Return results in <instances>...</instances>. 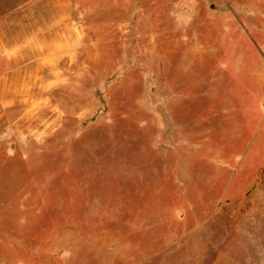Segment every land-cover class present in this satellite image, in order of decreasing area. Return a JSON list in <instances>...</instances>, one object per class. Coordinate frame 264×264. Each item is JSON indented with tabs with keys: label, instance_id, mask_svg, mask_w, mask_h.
<instances>
[{
	"label": "rangeland",
	"instance_id": "obj_1",
	"mask_svg": "<svg viewBox=\"0 0 264 264\" xmlns=\"http://www.w3.org/2000/svg\"><path fill=\"white\" fill-rule=\"evenodd\" d=\"M67 41L0 54V264H264V0H0Z\"/></svg>",
	"mask_w": 264,
	"mask_h": 264
},
{
	"label": "crops",
	"instance_id": "obj_2",
	"mask_svg": "<svg viewBox=\"0 0 264 264\" xmlns=\"http://www.w3.org/2000/svg\"><path fill=\"white\" fill-rule=\"evenodd\" d=\"M40 1L45 2L49 0ZM37 5L39 4L37 3ZM52 24L54 25V20L52 21ZM43 31L50 32L52 31V28L50 30H47L46 26ZM75 51V42L72 41V43L70 44L67 41L62 43L61 45L54 43H44L43 45H36L35 48L22 46L16 48H8L4 46V50L2 49V51H0V54L6 60H69L75 57Z\"/></svg>",
	"mask_w": 264,
	"mask_h": 264
}]
</instances>
